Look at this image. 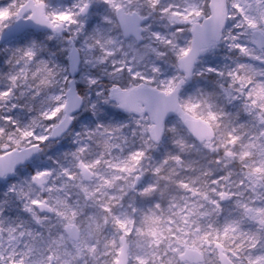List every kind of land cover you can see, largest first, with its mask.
Segmentation results:
<instances>
[{"label": "snow or ice", "instance_id": "obj_1", "mask_svg": "<svg viewBox=\"0 0 264 264\" xmlns=\"http://www.w3.org/2000/svg\"><path fill=\"white\" fill-rule=\"evenodd\" d=\"M0 264H264V0L0 4Z\"/></svg>", "mask_w": 264, "mask_h": 264}, {"label": "rangeland", "instance_id": "obj_2", "mask_svg": "<svg viewBox=\"0 0 264 264\" xmlns=\"http://www.w3.org/2000/svg\"><path fill=\"white\" fill-rule=\"evenodd\" d=\"M7 2H8V0H0V4H5Z\"/></svg>", "mask_w": 264, "mask_h": 264}]
</instances>
